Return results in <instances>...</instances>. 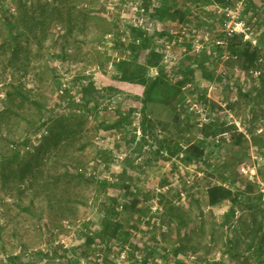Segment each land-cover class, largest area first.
I'll return each mask as SVG.
<instances>
[{"label": "rangeland", "instance_id": "obj_1", "mask_svg": "<svg viewBox=\"0 0 264 264\" xmlns=\"http://www.w3.org/2000/svg\"><path fill=\"white\" fill-rule=\"evenodd\" d=\"M0 1L13 17L7 20L0 12V264H9L7 258L22 249L27 264H264L263 251L247 248L255 225L264 222V82L260 77L264 55L246 70L225 48L222 57H211L207 65L214 72L211 81L200 69L193 75L182 71L196 56L213 55L216 41L225 39L224 16L215 10V3L197 6L192 0H177L189 9L184 20L158 17L168 24L186 22L191 28L188 39L200 35L203 47L192 51L189 41L187 50L172 47L173 59L162 61V74L183 97L179 101L161 88L156 93L160 101L150 104L147 121L141 108L145 87L119 81L116 65L122 61L116 58L125 54V61L131 58L128 48L136 14L140 11L149 17L160 1L145 8V0H138V11L130 4L135 0ZM237 4L249 26L247 39L246 32L238 35L261 44L264 54V0L258 10L246 15L244 0H232L231 5ZM194 10L198 14L190 17ZM123 34L128 41L122 40ZM150 73L155 76L158 70L151 68ZM190 80L193 87L183 90ZM84 84L119 90L101 99L98 107L82 109L76 104ZM65 95L74 96L76 103L62 101ZM189 96L205 107L203 114L190 110ZM57 103V116L37 129L43 114L40 105L50 108ZM118 106L133 111H127V127L113 130L112 108ZM203 115L208 121L200 125ZM215 120L235 128L218 134L219 142H215L217 135L208 138L205 164L187 163L182 151L172 155L160 143L162 138L182 148L198 143L204 127ZM60 132L64 134L58 138ZM236 132L245 136L239 145L232 137ZM242 164L256 173H242ZM221 182L234 193L252 186L229 221L226 212L231 201L217 206L208 202V186ZM123 184L131 188L129 202L138 201L121 208L130 242L84 258V245L78 244L90 231L100 229L109 203ZM158 198L159 210L154 209ZM88 220L93 222L90 231L85 229ZM53 243L63 244L68 256L35 257L38 250L53 251ZM179 244L185 254L177 257L173 250ZM191 250H196L194 259L187 254Z\"/></svg>", "mask_w": 264, "mask_h": 264}, {"label": "trees", "instance_id": "obj_2", "mask_svg": "<svg viewBox=\"0 0 264 264\" xmlns=\"http://www.w3.org/2000/svg\"><path fill=\"white\" fill-rule=\"evenodd\" d=\"M154 1H160L159 6H152ZM193 3L197 6L209 4V3H219L224 5H231L232 0H192ZM245 2V12H251V10H258L261 0H244ZM152 6L151 15L155 17H159L161 19H174L180 17V20H184L189 12V9L186 5H181L177 0H145L144 7L149 8ZM202 9V8H201ZM0 12L5 13L7 20H12L13 17L8 15L6 11L2 7V3L0 1ZM227 38V46L216 45L215 51H213V55L204 52L199 56H196L192 59L191 63H189L183 71L184 75H193L196 69L202 70L204 77L208 80H214V72L212 70H208L207 65L211 63V57H222L224 49H229L230 53L235 57L234 59L240 60L243 64V68L246 70H250L257 63H260L262 58L263 49L261 48V44H253L250 40H244L243 35L234 34L233 36L226 37ZM132 44L129 45V48L132 52L130 53L131 58L129 60H123L121 63L116 65V75L119 81L123 82H134L141 83L144 85L145 89L143 92V98L141 102L143 104L142 113L143 118L147 121H150L148 117V110L152 101L157 102L158 100L157 92L164 88L167 95L174 97L177 96L179 101L182 99L183 94L180 92L175 85H171L170 83L165 82V76L163 73L162 66V53L158 50V46L156 45L152 36H148L142 29L133 26L132 28ZM151 68H156L158 70V74L153 76L150 73ZM261 74V72H260ZM259 76V75H258ZM262 78V82H264V73L260 76ZM189 79H192L191 77ZM224 79L227 80V77L224 76ZM223 80V79H222ZM82 83V82H81ZM106 89L107 93L105 95L101 94V91ZM119 89L115 86H108L106 88L97 87L94 84L88 86V84H84L81 88L80 92V101L76 104L79 108H95L99 106V102L101 99L106 97V95L115 94ZM66 93V92H65ZM64 93V94H65ZM177 94V95H176ZM249 96V94H247ZM62 101H72L76 103V98L71 96L68 98L67 95L61 98ZM42 108L43 114L38 123V128H43L49 122H51L54 116H57L58 111L60 109V103H57L54 107H47L45 105H40ZM123 108L122 106H118L115 109L112 108L114 115V122L111 124V128L115 129H123L127 127L129 124L130 113L133 111L132 107ZM127 111L130 113L127 114ZM179 121L180 118L178 117ZM187 122V120H185ZM185 121V125L187 124ZM145 124V121L144 123ZM62 126H64L62 122ZM231 127L235 128V126H226L224 122H218L217 120L210 122L204 127V137L203 140H199L198 143H187L185 148H182L179 143L174 142L173 140L163 139L160 140L162 143V147H168L170 153L175 155L176 153L182 151L183 159L187 163H192L194 165L205 164V157L208 154V138L212 135H218L226 132ZM66 130L70 131L69 128ZM65 129L63 132L66 131ZM127 131V129H125ZM148 127L144 126V132L147 133ZM124 132V130H122ZM125 133V132H124ZM64 133H57L58 138L60 135ZM127 134V133H126ZM125 136V135H124ZM135 134L133 135L134 139ZM234 143L239 145L243 138L245 137L243 133L236 132L232 134ZM48 136H45L44 139H47ZM260 140V138L255 137V141ZM166 143H169L166 145ZM107 148V147H106ZM105 148V149H106ZM174 148L175 150H172ZM20 149L17 150L16 156L20 154ZM158 154V150L156 151ZM100 161V159L98 160ZM226 179H229V176H225ZM229 182L233 183V179H230ZM105 186L108 183L105 182ZM250 192H252V186L249 185L245 191L239 190L234 193L233 189L226 185L224 182L221 183H213L210 184L207 188L208 202L210 206H217L222 204L225 201H231V206L226 212V220L229 221L231 217L235 215V205L240 201L241 197L247 196ZM131 188L128 184H123L119 186L115 196L112 198V201L109 203L107 207V213L105 217L101 220V227L98 230L90 231L92 221H86L85 229L90 231V235L81 243H79V247L83 246L82 254L84 258L88 259L90 256H95V253L99 254L101 251L104 254L108 249H110L113 245H124L130 242L131 234L123 230L124 225L121 221V215L123 211L121 208H127L135 205L138 201L131 199ZM242 194V195H241ZM175 196L180 197V189H175ZM164 197V195L162 196ZM88 227V228H87ZM252 242L248 244L247 248H257L259 251L264 252V222H259L254 227V233L251 235ZM258 239L257 243H255V239ZM56 244H52L53 251L44 252L43 250H38L35 252L36 258H42L45 256L55 255V256H68V249L62 244L60 246H55ZM122 248V247H121ZM26 249V247H24ZM195 249V248H194ZM63 250V251H62ZM99 250V251H97ZM153 251V250H152ZM196 250H191L187 254H193ZM173 253L175 256H179V254H185L183 246L181 244L174 247ZM196 254V253H194ZM26 252L22 249L17 254L10 255L7 258L9 264H27ZM29 261V260H28ZM91 261V260H90ZM147 261V260H146ZM183 261V260H181ZM94 263V262H93ZM182 263V262H181ZM211 264H223L219 261H214Z\"/></svg>", "mask_w": 264, "mask_h": 264}, {"label": "built area", "instance_id": "obj_3", "mask_svg": "<svg viewBox=\"0 0 264 264\" xmlns=\"http://www.w3.org/2000/svg\"><path fill=\"white\" fill-rule=\"evenodd\" d=\"M134 2H135V5H134ZM130 4L133 5V8H135L136 11L139 10L138 0L131 1ZM154 4L158 5L159 2L155 1ZM238 4L241 5V3H238ZM238 4L236 6H233V5H224V4L215 3L214 8L218 13H221L224 16L223 31L226 37H230V36H233L234 34H238V32H246L244 37H246L245 39H247V37L249 36L247 32V29L249 28V26L243 20L242 15H241L242 10L238 7ZM151 12L152 10L149 13L150 16L147 17L144 14L140 13V11H138V13L136 14V17L134 18V25L137 28L142 29L148 36L153 37L156 45L158 46V50L162 53L163 62L172 61L173 59L172 47L173 46H180L184 50H187L188 48L186 44L188 43V41L191 43L192 51L198 52L201 50V48L203 47V44L200 43V40H199L201 36L197 35V38H195L194 40H189L188 37L191 31V28L186 22L168 24L167 22L160 20L158 17L151 15ZM192 13L193 14H191L190 17H193L194 14H198V11L194 10ZM204 38L207 39L208 35L207 37H204ZM128 39H129V36L127 34H123L122 40L125 42V41H128ZM216 43L218 45L226 46L227 38L218 39ZM116 56L117 54L115 55V57ZM126 56L127 54L123 55V58L121 56H117L116 60L118 62L123 61V59L125 60ZM178 77L183 78V76L181 75H178ZM192 87H193V83L190 80L184 83V85L182 86V89L186 90L187 88L191 89ZM59 91L60 93L63 94L64 88H61ZM186 101L187 103L190 104V110L196 111L201 114H203L204 111L206 110L204 106L199 104L197 100L191 98L190 96L187 98ZM200 121L202 122L199 124L203 125L204 121H208L207 116L203 115L200 118ZM118 137H120V135H118ZM220 139H221V135H217L215 137V142H219ZM80 170H82V168H80ZM240 170L242 173H245V174L251 173V176H253L256 173L254 168H250V166H246L245 164H242L240 166ZM158 189L159 191H161L160 188ZM181 195L184 196V192H181ZM262 198L264 199V194H262ZM159 201H160L159 198L156 199L157 205L155 206L154 209L159 210L160 208ZM188 256H190L191 259H194L196 257L195 255H192V254H189Z\"/></svg>", "mask_w": 264, "mask_h": 264}]
</instances>
